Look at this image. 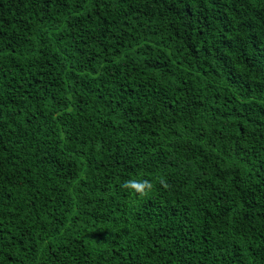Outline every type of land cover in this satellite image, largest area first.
<instances>
[{"label": "trees", "instance_id": "trees-1", "mask_svg": "<svg viewBox=\"0 0 264 264\" xmlns=\"http://www.w3.org/2000/svg\"><path fill=\"white\" fill-rule=\"evenodd\" d=\"M0 264H264V0H0Z\"/></svg>", "mask_w": 264, "mask_h": 264}, {"label": "clouds", "instance_id": "clouds-1", "mask_svg": "<svg viewBox=\"0 0 264 264\" xmlns=\"http://www.w3.org/2000/svg\"><path fill=\"white\" fill-rule=\"evenodd\" d=\"M159 184L164 189L170 188L169 183L164 178H161L159 180ZM121 187L143 198L145 196H148L153 191L154 184L150 180H147V179H128L123 182Z\"/></svg>", "mask_w": 264, "mask_h": 264}]
</instances>
